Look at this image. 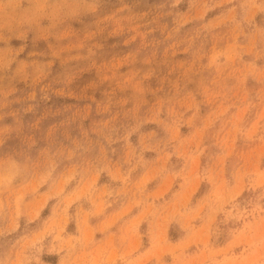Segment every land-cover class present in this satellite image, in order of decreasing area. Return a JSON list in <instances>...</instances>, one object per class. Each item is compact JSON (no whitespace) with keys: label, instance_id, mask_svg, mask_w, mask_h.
Here are the masks:
<instances>
[{"label":"rangeland","instance_id":"rangeland-1","mask_svg":"<svg viewBox=\"0 0 264 264\" xmlns=\"http://www.w3.org/2000/svg\"><path fill=\"white\" fill-rule=\"evenodd\" d=\"M216 3L207 12L196 9V19L186 16L178 32L146 33L133 25L132 32L104 41L98 63L120 62L121 73L133 67L123 60L134 51L154 56L161 75L176 65L191 71L192 95L166 90L169 104L157 118L168 121L173 106L187 123L165 130L150 121L141 132L156 136L143 151L135 133L128 144L113 145L115 152L108 148L104 160L97 161L98 151L86 154L93 170L68 180L60 196L35 184V191L17 192L0 214V264H264V13L256 10L254 26L237 28L227 15L242 0ZM98 71L108 69L79 83ZM148 100L156 103V97ZM75 103L54 99L42 111ZM101 118L111 116L93 111L84 121L93 140L90 129ZM101 167L106 171L97 175ZM153 204L167 212L150 214L145 209ZM187 204L199 205L198 214L206 216L181 232L174 216Z\"/></svg>","mask_w":264,"mask_h":264},{"label":"clouds","instance_id":"clouds-1","mask_svg":"<svg viewBox=\"0 0 264 264\" xmlns=\"http://www.w3.org/2000/svg\"><path fill=\"white\" fill-rule=\"evenodd\" d=\"M215 7L216 0H0V214L17 192L35 191L34 184L60 196L68 180L93 170V162L85 159L88 153L98 151L97 161L104 160L108 148L115 152L113 145L128 144L135 133H140L143 151L156 133L141 129L154 119L165 130L178 127L184 114L173 106L167 109L168 121L157 118L169 104L167 92L192 95L188 89L194 83L192 72L176 65L161 75L154 56L134 51L123 60L133 67L121 73L120 62L98 63L105 55L104 41L132 32L133 25L144 27L146 33L165 28L178 32L187 23L186 16L196 19V9L207 12ZM256 10L264 13V0H242L229 9L227 19L237 28L254 26ZM260 22L264 24V15ZM260 34L264 36V28ZM97 69L108 71L79 83ZM157 93H164V98ZM148 96L156 97V103L151 104ZM65 98L76 103L42 111V105ZM93 111L100 117L111 116L93 121L90 131L96 140L84 127ZM9 117L12 123L5 125ZM50 117L63 118L51 123ZM66 164L72 167L67 169ZM95 170L97 175L106 171ZM259 199L264 200V191ZM145 210L167 212L164 205L155 204ZM198 213L199 205H185L174 216V227L184 232L187 224L203 221L206 213Z\"/></svg>","mask_w":264,"mask_h":264}]
</instances>
